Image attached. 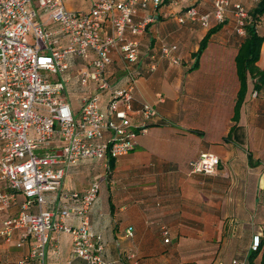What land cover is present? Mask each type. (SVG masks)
Wrapping results in <instances>:
<instances>
[{
	"label": "crops",
	"instance_id": "0c3cea01",
	"mask_svg": "<svg viewBox=\"0 0 264 264\" xmlns=\"http://www.w3.org/2000/svg\"><path fill=\"white\" fill-rule=\"evenodd\" d=\"M93 1L65 0V5L83 13ZM194 1L140 10L138 18L148 13L157 18L136 37L138 61L130 65L117 51L111 56L107 68L110 84L125 88L133 81L131 124L139 126L136 111L143 104L152 105L157 112L147 132L136 138L134 150L111 162L112 182L105 180L98 163L85 160L66 169L58 192L46 194L43 209L53 211L71 206L68 194L99 183L88 217L91 230L105 243V260L116 261L131 251L140 264H248L252 237L260 234V248L252 264H264V90L256 93L252 81H247L244 103L234 122L239 92L235 57L242 36L228 12L223 27L210 37L195 65L193 55L208 30L177 21ZM213 1L200 0L197 9L208 13ZM229 1L235 4L239 0ZM108 34L105 23L101 35ZM164 45L177 46L179 64L162 58ZM72 64L70 71L75 74L79 61ZM257 66L264 70V43ZM65 76L71 79L73 91L79 90L74 75ZM158 96L163 102H158ZM107 101L105 93L102 109ZM203 153L219 159L211 176L190 173L188 164ZM249 156L258 164L251 166ZM0 190H6L4 183ZM24 203V197L16 195L10 209L0 215V226L3 219L20 213ZM28 211L35 213L36 209ZM65 223L77 226L79 220L69 218ZM128 228L132 230L129 238L125 237ZM51 237L44 264H68L70 238L64 234ZM28 249V244L16 248L15 241L6 244L0 240V264H18Z\"/></svg>",
	"mask_w": 264,
	"mask_h": 264
},
{
	"label": "built area",
	"instance_id": "2783aa9c",
	"mask_svg": "<svg viewBox=\"0 0 264 264\" xmlns=\"http://www.w3.org/2000/svg\"><path fill=\"white\" fill-rule=\"evenodd\" d=\"M164 0H94L87 12L69 10L65 0H0V215L15 202L16 195L24 197L22 211L15 217L3 219L0 240L15 241L16 248L28 244V252L18 264L36 261L44 264L46 247L54 238L64 234L70 238L68 264H140L131 251L122 253L116 261L103 257L105 243L90 228L89 210L97 199L99 183L93 182L82 192L66 196L71 206L44 210L46 194L58 192L68 167L91 160L99 164L110 180L111 162L127 156L135 148L136 138L147 132L157 117L152 105L143 104L136 111L140 124H131L133 112V81L125 88L113 87L107 77L112 54L117 51L130 65L138 61L139 43L157 18L154 14L137 17L140 10L159 8ZM186 0H167L179 6ZM200 0L185 7L177 17L179 24H198L209 30L222 23L231 12L237 33L246 19L242 0H214L212 10L201 13ZM45 16L55 26L46 27ZM108 23L109 34L101 30ZM130 36V37H128ZM161 56L170 64H179L176 45L162 46ZM79 61L74 77L80 91L79 108L75 114L64 96L71 79L65 75ZM62 76L61 82H51L46 74ZM108 94L104 109L102 95ZM158 102H163L158 96ZM191 174L213 175L219 159L203 153L188 164ZM34 207L35 213L28 209ZM77 218V226L65 221ZM162 235H168L162 230ZM132 237V230L125 231ZM164 239V243H168ZM261 236L252 237L250 250L260 247ZM236 264V262H233Z\"/></svg>",
	"mask_w": 264,
	"mask_h": 264
},
{
	"label": "trees",
	"instance_id": "16d2710c",
	"mask_svg": "<svg viewBox=\"0 0 264 264\" xmlns=\"http://www.w3.org/2000/svg\"><path fill=\"white\" fill-rule=\"evenodd\" d=\"M245 0H242V4L246 9ZM254 5L250 9H246V19L243 22L242 29L244 35L238 46L237 54L235 57L236 72L239 81V92L237 94L234 110L233 121L237 122L240 114L241 107L244 103V98L247 92V81L251 80L253 83V89L257 93L260 90H264V70L258 68L257 63L260 60L261 48L264 43V35L261 33L260 25L264 17V0H251ZM167 3L164 0L162 4ZM225 20L222 23L216 24L211 27L206 35L203 37L199 44L198 51L193 55L195 58V65L203 51L205 50L210 37L218 32L224 25ZM225 140H228L227 138ZM224 140V141H225ZM248 163L251 166L257 165L258 162H254L252 158L248 157ZM260 248V247H259ZM259 249L251 251L248 257V264H252Z\"/></svg>",
	"mask_w": 264,
	"mask_h": 264
},
{
	"label": "rangeland",
	"instance_id": "374dc122",
	"mask_svg": "<svg viewBox=\"0 0 264 264\" xmlns=\"http://www.w3.org/2000/svg\"><path fill=\"white\" fill-rule=\"evenodd\" d=\"M254 5V2L251 1V0H246V3H245V6H246V9H250L252 8V6ZM41 23H46L45 26L46 27H54L55 25L53 23H51L50 21H46V17L45 16H41L40 17V20H39ZM260 29H261V33L264 35V17L261 21V25H260ZM72 71H69L68 72V75H74V73H72ZM47 75V77H49L48 79L51 81V82H61L63 81L62 79V76H60L59 74L58 75H51V74H47V73H44ZM75 86V85H74ZM69 87V89H68ZM66 89H65V93H64V96L66 97L67 101L70 103L71 107L73 109H78L79 108V101L77 99V95L78 93H80V91L77 89V91H73V87L72 86H68ZM77 88V87H76Z\"/></svg>",
	"mask_w": 264,
	"mask_h": 264
}]
</instances>
